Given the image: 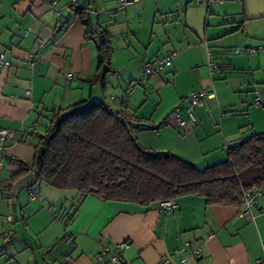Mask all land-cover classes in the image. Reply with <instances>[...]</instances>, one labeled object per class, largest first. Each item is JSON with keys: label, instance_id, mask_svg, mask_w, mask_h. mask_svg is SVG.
Segmentation results:
<instances>
[{"label": "crops", "instance_id": "crops-1", "mask_svg": "<svg viewBox=\"0 0 264 264\" xmlns=\"http://www.w3.org/2000/svg\"><path fill=\"white\" fill-rule=\"evenodd\" d=\"M238 1L246 13L249 4L252 12L262 8L254 0ZM119 6L120 0H0V57L9 64L0 66V129L11 132V139L0 146V189L5 193L22 163L33 161L54 112L82 101L104 100L114 110L157 126L172 114L159 115L157 102L148 107L149 95L161 89L174 93L177 107L194 93L211 92L196 108V121L187 118L185 128L171 123L138 134L144 148L171 152L200 170L225 162L229 146L254 135V125L253 131L242 132L250 124L240 117L250 113L235 97L246 84L229 81L240 77L244 67H236L233 56L219 59L222 65L213 62L212 53L206 58L211 48L200 44L199 35L190 36L193 41L187 45L172 42L166 28L174 23L169 19L180 0H135L125 10ZM79 8H87L92 23L106 27L112 38L114 73L105 89L87 82L98 66V39H88V27L76 13ZM201 8H194L198 15L205 11ZM196 47L202 56L188 51ZM167 56L173 57L169 66L145 76L146 64ZM13 191L9 198L0 196V264H158L168 256L180 264L187 255L188 264H264V194L249 219L239 217V207L209 206L197 196L176 199L178 208L167 214L161 202L144 206L93 196L75 208L76 194L75 204L61 218H52L48 211V218L26 221L3 215V200L11 207L10 201L18 198ZM103 252L108 255L100 261Z\"/></svg>", "mask_w": 264, "mask_h": 264}, {"label": "trees", "instance_id": "trees-1", "mask_svg": "<svg viewBox=\"0 0 264 264\" xmlns=\"http://www.w3.org/2000/svg\"><path fill=\"white\" fill-rule=\"evenodd\" d=\"M76 13L88 27V39H98V66L87 82L105 89L108 75L114 73L112 38L106 27L92 23L87 8H79ZM252 49L256 48L241 53L256 55L261 51L256 49L257 53L251 54ZM216 70L217 66H213L212 71ZM127 98L126 95L121 98L123 103ZM189 98L178 106H184L182 115ZM262 103L260 107L264 106L263 99ZM170 124V119L157 126L146 124L123 110H114L104 100L76 103L54 112L35 146L33 161L22 163L21 170L11 176L4 190L12 191L33 173L36 179L33 185L43 183L57 190L75 191L78 195L75 208L90 196L144 206L197 196L209 206L239 208L249 196L261 193L259 199L262 197L264 133H254L249 139L229 146L225 162L200 170L171 152H153L141 145L140 131H158ZM76 210L67 215V223L75 217Z\"/></svg>", "mask_w": 264, "mask_h": 264}, {"label": "rangeland", "instance_id": "rangeland-1", "mask_svg": "<svg viewBox=\"0 0 264 264\" xmlns=\"http://www.w3.org/2000/svg\"><path fill=\"white\" fill-rule=\"evenodd\" d=\"M187 1L186 3L184 0H180V8L173 16H170L169 21L172 22L174 19V23L171 26L168 25L166 30L171 32L172 42L178 40L179 43L187 45V43L193 41L191 37H195L196 34L199 35L200 44L201 42L207 43L208 47L211 48L208 49L210 52L206 49V58L209 59L210 53L216 56L213 59L214 63L222 65L224 63H221L222 60L219 59L233 56L234 65L245 69L240 77L229 79L232 82L238 81L246 84L242 89L239 88L235 95L236 98H241L245 103V111L248 110L247 112L250 113V116L240 117L247 124H250L242 132L247 134V131H253L252 126L254 125L255 130L252 133H264V106L261 110L254 106V100L257 96H261L264 102V52L256 55L241 53L242 50L245 51L249 47L264 49V19H261L264 16V0H254L262 8L253 10V12L249 4L248 13L245 12L243 4L238 0L218 2L205 0V5L201 8L205 10L203 15H198L196 9L194 10V8H198L194 0ZM206 14H208L207 22ZM193 18L194 20H192ZM245 19L251 20L246 21ZM188 20L190 22L187 24ZM241 23L245 24L242 30H240ZM220 35L221 39L218 38ZM162 39L166 40V37L164 36ZM203 50L205 51V49ZM188 51L202 56L199 47ZM225 52L226 54H224ZM249 62H251L250 65ZM162 90L149 95L148 107L154 108L156 106L155 102H157L159 104V115H171L176 109L175 104L172 102L176 99V97H173L175 94L173 93V96H171L169 91ZM161 101L163 103H160ZM183 116L187 117L185 112H183ZM243 139L246 140L247 138ZM35 180L33 173H30L15 185L13 195L18 198L16 201H10L11 207H8V202L3 200L1 209L4 216L9 214L13 218H25L28 221L29 218H48L47 212L50 211L52 218H56L55 215H59L58 218H61L62 212L69 211L75 204L77 194L75 191L57 190L43 183L33 185ZM29 193L36 197L35 201L30 199ZM10 194V192L5 193L0 189V196L4 199L9 198ZM41 204L44 206L42 207ZM64 206L65 208L62 210ZM19 226L23 227V224L20 223Z\"/></svg>", "mask_w": 264, "mask_h": 264}, {"label": "built area", "instance_id": "built-area-1", "mask_svg": "<svg viewBox=\"0 0 264 264\" xmlns=\"http://www.w3.org/2000/svg\"><path fill=\"white\" fill-rule=\"evenodd\" d=\"M135 0H120V6L119 10H125L127 6H129L132 2ZM197 5L203 6L205 3V0H194ZM251 54H256L257 50L252 49L250 50ZM172 56L162 57L158 58L155 61L146 64L144 74L146 77L153 76L159 74L163 69H165L172 61ZM9 64L5 62L4 56L0 57V66H8ZM214 69H216L214 67ZM29 95V92L27 93ZM212 97V94H210L208 91H203L200 93H194L190 96V98L187 101V108L186 113L190 121H196L195 117V109L200 104V102L203 99H210ZM262 99L258 97L255 101V106L260 107L262 106ZM184 106H180L175 109L173 112L170 120L171 123L179 128H185L188 125V121L186 118L182 115V110ZM11 139V132L6 129H0V146L4 145L7 141ZM33 196V195H31ZM261 196V193H257L254 196H249L246 200L245 204L240 208L239 211V217L243 219H249L252 217L251 210L253 207H255L258 203V199ZM160 207L162 211L166 212L167 214H172L177 208L178 204L175 201H163L160 203ZM107 254V252H103L99 260L101 261ZM196 258H201V252L198 250L195 255ZM188 258H190L189 255H187L180 264H188ZM114 261L118 262L120 261L119 257L114 258ZM158 264H174L172 257L168 256L166 257L162 262H159Z\"/></svg>", "mask_w": 264, "mask_h": 264}]
</instances>
